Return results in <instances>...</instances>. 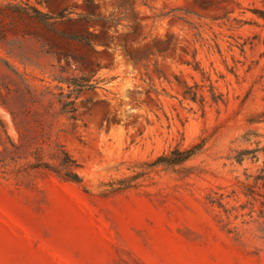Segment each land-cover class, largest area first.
<instances>
[{
  "label": "rangeland",
  "instance_id": "1",
  "mask_svg": "<svg viewBox=\"0 0 264 264\" xmlns=\"http://www.w3.org/2000/svg\"><path fill=\"white\" fill-rule=\"evenodd\" d=\"M28 6L67 10L50 30ZM257 9L264 0H0V84L14 95L21 76L41 97L24 104L56 113L52 140L82 177L2 169L0 264H264V151L235 159L264 148ZM89 31L91 44L67 37ZM68 100L74 119L57 113ZM0 118L17 141L1 104ZM202 141L184 164L145 170Z\"/></svg>",
  "mask_w": 264,
  "mask_h": 264
},
{
  "label": "trees",
  "instance_id": "2",
  "mask_svg": "<svg viewBox=\"0 0 264 264\" xmlns=\"http://www.w3.org/2000/svg\"><path fill=\"white\" fill-rule=\"evenodd\" d=\"M32 10L30 12L29 10ZM63 9L57 16H51L37 8L28 6L20 7V14L28 15L48 29H53L57 18L63 19L65 11ZM255 13L264 17V11L254 10ZM71 20V18H69ZM68 38L76 39L86 44H91L98 39L99 34L87 32L86 34L67 35ZM82 81L86 79L81 78ZM82 81H68L69 85L80 88L85 85ZM0 84V104L8 109L11 113L13 122L19 134V139L15 141L8 133L4 121L0 118V172L10 164L17 166L20 175H29L31 172H50L58 177L73 181L81 182L82 177L78 171V163L76 159L67 151L63 144L53 141L50 130L55 123V115L50 109L45 111H33L25 102L37 104L40 102V95L33 91L25 80L20 76V85L12 94L9 85ZM187 93L192 100L196 101L198 92L192 90L189 86ZM15 100H20V112L15 108ZM203 101V98H201ZM61 107L57 113L67 115L69 119H74L75 100L60 102ZM204 146V141L195 143L187 148L176 146L169 152L158 156L152 162H145V170L155 166L163 165L167 167H175L184 164L193 156L199 153ZM264 148H256L254 150L238 151L235 159L242 162L247 154L252 153L256 157V152ZM255 154V155H254Z\"/></svg>",
  "mask_w": 264,
  "mask_h": 264
}]
</instances>
